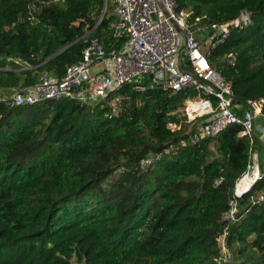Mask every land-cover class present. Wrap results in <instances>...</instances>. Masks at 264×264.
I'll use <instances>...</instances> for the list:
<instances>
[{
  "label": "trees",
  "instance_id": "obj_1",
  "mask_svg": "<svg viewBox=\"0 0 264 264\" xmlns=\"http://www.w3.org/2000/svg\"><path fill=\"white\" fill-rule=\"evenodd\" d=\"M174 1L199 24L250 14V25L230 26L205 50L231 82L242 119L246 101L264 98V0ZM104 7V0H0V89L32 87L44 72L62 77L81 60L87 34L113 45L115 16ZM193 96L124 85L91 105L0 103V264H264V202L251 200L264 196V180L238 199L235 222L223 220L250 139L234 123L179 146L192 129L183 100ZM253 148H263L257 138ZM225 228L228 257L217 241Z\"/></svg>",
  "mask_w": 264,
  "mask_h": 264
},
{
  "label": "built area",
  "instance_id": "obj_2",
  "mask_svg": "<svg viewBox=\"0 0 264 264\" xmlns=\"http://www.w3.org/2000/svg\"><path fill=\"white\" fill-rule=\"evenodd\" d=\"M109 1L115 16L111 34L113 45L106 46L97 37L85 35L81 60L66 66L62 77L55 78L44 72L32 87L11 89L7 93L0 89V103L17 108L69 99L91 105L124 85H133L138 92L193 90L195 96L183 100L184 114L192 129L179 146L215 138L234 123L241 124L240 135L250 139L247 169L234 184L233 197L223 217L224 221L235 222L238 199L250 192L258 181L264 180V170L260 168L253 148L257 138L264 149V126L256 124L264 98L246 101L247 110L239 119L234 112L231 82L211 66L205 50L220 44L228 36L230 26L250 25V14L241 11L235 20L227 23L199 24V19L188 21L187 14L177 13L174 0H161L168 16L154 0H106ZM177 28L184 32L185 41ZM183 45L185 48L180 53ZM184 57H188L190 65L183 62ZM168 128L178 129L175 124H168ZM175 149L171 146L165 153ZM149 163L145 160L142 165ZM251 200L254 204L264 202V196L258 195ZM226 235L225 228L217 241L224 256L228 257Z\"/></svg>",
  "mask_w": 264,
  "mask_h": 264
},
{
  "label": "water",
  "instance_id": "obj_3",
  "mask_svg": "<svg viewBox=\"0 0 264 264\" xmlns=\"http://www.w3.org/2000/svg\"><path fill=\"white\" fill-rule=\"evenodd\" d=\"M157 4V6L161 9V11L164 13L165 16H168V13L166 11V8L164 7L163 3L161 0H154ZM105 3V7H104V12L106 11V1L104 0ZM171 23L176 27V25L171 21ZM178 32L180 33L181 37L184 39L185 41V34L182 30H180L179 28H177ZM185 46L183 45L180 49V53L184 50ZM65 50V49H64ZM64 50L60 51L58 54L64 52ZM183 62L186 65H190L189 59L188 57H184Z\"/></svg>",
  "mask_w": 264,
  "mask_h": 264
},
{
  "label": "crops",
  "instance_id": "obj_4",
  "mask_svg": "<svg viewBox=\"0 0 264 264\" xmlns=\"http://www.w3.org/2000/svg\"><path fill=\"white\" fill-rule=\"evenodd\" d=\"M105 1H106V0H105ZM106 5H107V2H106ZM256 124H257V126H259V127L264 126V124H261V123L258 121V119L256 120ZM254 151H255V153H256L257 161H258V164H259L260 168L264 170V149L262 148V150H259V151H258L257 149H255Z\"/></svg>",
  "mask_w": 264,
  "mask_h": 264
},
{
  "label": "rangeland",
  "instance_id": "obj_5",
  "mask_svg": "<svg viewBox=\"0 0 264 264\" xmlns=\"http://www.w3.org/2000/svg\"><path fill=\"white\" fill-rule=\"evenodd\" d=\"M108 5H109V11H108V12H109L110 14H113V13H114V12H113V11H114V8H113V6L111 5V2H110V1L108 2ZM222 254H223V251H222ZM73 262H74L75 264H84V263H77L75 258L73 259Z\"/></svg>",
  "mask_w": 264,
  "mask_h": 264
}]
</instances>
